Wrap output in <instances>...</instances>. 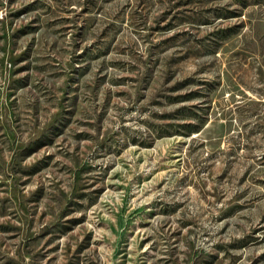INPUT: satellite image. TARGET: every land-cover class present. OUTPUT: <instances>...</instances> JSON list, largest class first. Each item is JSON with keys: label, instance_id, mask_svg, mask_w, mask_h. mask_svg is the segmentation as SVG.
<instances>
[{"label": "rangeland", "instance_id": "374dc122", "mask_svg": "<svg viewBox=\"0 0 264 264\" xmlns=\"http://www.w3.org/2000/svg\"><path fill=\"white\" fill-rule=\"evenodd\" d=\"M0 264H264V0H0Z\"/></svg>", "mask_w": 264, "mask_h": 264}]
</instances>
